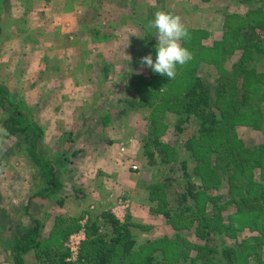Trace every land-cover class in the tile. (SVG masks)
<instances>
[{"label":"rangeland","instance_id":"rangeland-1","mask_svg":"<svg viewBox=\"0 0 264 264\" xmlns=\"http://www.w3.org/2000/svg\"><path fill=\"white\" fill-rule=\"evenodd\" d=\"M83 2L0 0V85L26 111L28 120L42 128L37 154L55 165L62 184L51 197L38 194L48 190L27 149L31 138L11 136L0 121V264H13V239L33 219L42 222V243L57 249L50 250L57 262L59 251H67L62 257L67 264H91L82 256L83 244L93 223L91 237L96 243L111 239V214L130 224L138 253L148 240L175 239L179 233L192 244L200 242L192 231H179L166 219L159 210V198L149 200L148 187L155 182L168 184V201L176 199L175 191L180 193L188 184L195 193L202 182L193 175L195 164L185 151V143L198 130L194 118L178 133L177 115L170 107L140 104L142 94L131 81L135 75H143L144 86L155 80L156 73L140 63L148 54L153 60L156 57L158 34L148 23L157 10H164L179 15L186 29L205 31L198 39L211 49L195 51L198 59L193 65L213 92L240 57L233 29L259 22L257 33L264 37V7L261 13L244 19L251 7L262 8L260 0L250 5L237 0H99L94 8H82ZM103 59L112 63L107 78L103 77ZM260 67L264 71V63ZM129 82L133 85L128 88ZM253 97L249 103H261L264 108V94ZM132 101L136 104L131 105ZM233 131L247 146L264 144L262 129L242 122ZM156 133L174 149L168 150L173 155L169 163L152 166L145 141ZM181 158L188 160L187 171L181 168ZM215 158L213 154L212 161ZM111 160L116 173H109L114 172L108 166ZM260 176L257 168L255 177L259 180ZM227 187L223 185L220 191L209 188L206 193H223ZM116 198L120 207L105 209L104 200ZM235 210L232 203L224 214ZM75 222V230L57 240L61 228ZM56 229L60 230L55 235ZM73 236L82 239L76 252L70 249ZM238 239L252 246L251 258L260 255L264 261V237L259 230L245 227ZM28 258L36 261L34 252ZM130 258L132 263L116 256L112 264H136L139 256ZM173 264L184 263L174 260Z\"/></svg>","mask_w":264,"mask_h":264},{"label":"trees","instance_id":"trees-1","mask_svg":"<svg viewBox=\"0 0 264 264\" xmlns=\"http://www.w3.org/2000/svg\"><path fill=\"white\" fill-rule=\"evenodd\" d=\"M237 1L250 5V2L253 4L258 0ZM260 1L262 8L251 7L244 19L263 11L264 0ZM258 23L242 24L233 29L234 39L237 41L235 48H239L240 57L233 62L232 70L227 72L214 92L197 75V66L193 65L198 59L195 51L211 49L200 44L198 37L205 35L203 29H187L189 37L182 39V45L194 53L186 66L177 65L174 79L156 73L155 80L145 86L141 82L143 75H135L131 79L142 94L140 104L157 108L168 105L170 111L177 115L175 128L178 133L185 131L183 125L191 118L197 123L198 130L185 143V151L195 164L192 173L200 177L202 185L192 193V187L188 184L180 193L175 191L176 199L171 201L167 200L168 184L155 182L148 187V191L150 201L159 198V210L177 230L182 228L192 231L200 242L192 244V240L187 241L179 233L175 239L148 240L139 247L138 253L137 241L130 224L121 223L111 214L113 233L108 242L101 245L96 243L91 237L95 232V223L90 227L92 232L89 231L90 236L82 248V256L88 262L112 264L113 258L120 256L132 263L133 259L130 257L137 255L139 258L136 264H173L174 260L184 264H264L260 255L251 258L252 246L238 239L245 227L259 230L264 237V144L247 146L240 142L233 131L235 125L242 122L264 130L262 104L259 102V106H253L249 103V99L254 98L253 95L264 94V90H260L264 86V71L260 70L264 63V37L257 33ZM101 64L103 77L107 78L110 64L105 59L101 60ZM132 82H129L128 88L133 85ZM152 97L153 100H150ZM135 104L132 101L131 105ZM3 113L6 115L0 121L11 136L20 135L27 140L31 138L27 149L39 166L48 190L39 191L38 194L51 197L61 188V173L50 160L37 154L43 130L28 120L26 111L0 85V117ZM173 149L172 145L161 141L157 133L145 141V152L152 166L169 163L173 157L169 151ZM213 154L216 158L212 161ZM180 164L187 171V158H181ZM257 168L261 171L259 180L255 177ZM186 175L192 177L188 172ZM225 184L228 186L226 192L211 195L206 193L209 188L220 191ZM232 203L236 210L225 215L224 211ZM76 225L75 222L72 226L59 229L60 234H57L59 230L56 229L54 233L58 235L57 240L64 237L66 232L68 234L75 230ZM41 227L42 222L33 219V224L24 233L14 237L13 264H67L62 260L67 255L66 250L63 253L59 251L57 262L50 251L57 249L42 243ZM192 249L195 250V255L190 256ZM31 252H34L35 262L28 258ZM254 259L256 263L253 262Z\"/></svg>","mask_w":264,"mask_h":264},{"label":"clouds","instance_id":"clouds-1","mask_svg":"<svg viewBox=\"0 0 264 264\" xmlns=\"http://www.w3.org/2000/svg\"><path fill=\"white\" fill-rule=\"evenodd\" d=\"M149 28L157 30V51L155 60L148 54L140 59L142 66L151 68L155 73L174 79L177 65H184L192 59V54L181 43L189 33L179 15L157 10L154 19L148 23Z\"/></svg>","mask_w":264,"mask_h":264},{"label":"crops","instance_id":"crops-1","mask_svg":"<svg viewBox=\"0 0 264 264\" xmlns=\"http://www.w3.org/2000/svg\"><path fill=\"white\" fill-rule=\"evenodd\" d=\"M77 2H78V0H76ZM81 2H83L82 0H81ZM98 2H99V0H85L84 2H83V4L84 5H81V7L83 8V7H85L86 6V8L87 7H89V6H91V7H93L94 8V6L95 5H97L98 4ZM133 12V11H132ZM78 15V14H77ZM133 15V14H132ZM105 56V55H104ZM106 57H107V59H109L108 58V56H107V54H106ZM106 60V59H105ZM108 62V61H107ZM109 64H110V67H111V64L112 63H110V62H108ZM102 67V66H101ZM103 71V70H102ZM44 98L46 99L47 98V96H46V94H45V96H44ZM52 104V103H51ZM61 109L62 108H60V111H61ZM64 113V112H63ZM61 112H59V116L58 117H60L61 115ZM60 120H61V117H60ZM60 120H58V121H60ZM110 168H111V170L113 169V171L114 172H109V173H116V170H117V166H116V164L115 163H113V161L111 160V163L108 165ZM121 167H123V166H121ZM110 175V174H109ZM113 175L111 174V179L113 178L112 177ZM109 201H107V200H104V203H105V209H107V210H110L111 211V208L112 209H115L116 210V208H119L120 206H119V203L120 202H118V200H117V198H116V200H113V199H108Z\"/></svg>","mask_w":264,"mask_h":264},{"label":"built area","instance_id":"built-area-1","mask_svg":"<svg viewBox=\"0 0 264 264\" xmlns=\"http://www.w3.org/2000/svg\"><path fill=\"white\" fill-rule=\"evenodd\" d=\"M135 169L137 168V166H133ZM82 239H80V237L78 236H73L72 240H71V245H70V249L72 250V252H76L79 249V246L81 244Z\"/></svg>","mask_w":264,"mask_h":264}]
</instances>
